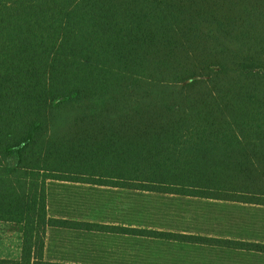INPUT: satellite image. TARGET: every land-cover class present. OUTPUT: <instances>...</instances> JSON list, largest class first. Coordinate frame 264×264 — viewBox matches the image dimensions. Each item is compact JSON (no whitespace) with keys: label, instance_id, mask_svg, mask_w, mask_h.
<instances>
[{"label":"trees","instance_id":"obj_1","mask_svg":"<svg viewBox=\"0 0 264 264\" xmlns=\"http://www.w3.org/2000/svg\"><path fill=\"white\" fill-rule=\"evenodd\" d=\"M210 202L264 207V0H0V264L264 258Z\"/></svg>","mask_w":264,"mask_h":264},{"label":"rangeland","instance_id":"obj_2","mask_svg":"<svg viewBox=\"0 0 264 264\" xmlns=\"http://www.w3.org/2000/svg\"><path fill=\"white\" fill-rule=\"evenodd\" d=\"M14 163V160H12ZM181 202H176L175 205L167 207L162 202V216H171L176 212L181 214L184 211H188L190 219L194 216L196 220L192 223L193 228L203 229L201 231H193L201 235H212L211 231H208L210 222L205 221L208 206L202 205L203 201H196L190 199H178ZM68 201H71L68 199ZM199 202V203H197ZM206 204V203H204ZM212 206V209L216 212L215 215L219 217L218 225L222 229L227 221L234 220L241 224H245L256 233H260L264 236V207H250L239 205L236 203L226 204L225 208L220 207L215 202L208 203ZM150 206V205H149ZM160 207V205H151L153 208ZM170 210V211H169ZM200 216V218H199ZM211 220V219H210ZM181 221H177V225H180ZM169 224V223H168ZM224 225V226H223ZM173 228V227H170ZM238 235L235 232L225 234L226 239L236 240ZM241 238H250L246 235ZM184 246H180L175 250H169L167 246L162 245V264H264V258L260 256H252L248 253H233L222 252L216 254L212 251H204L199 255H192L189 259L182 255L179 250ZM20 256V235L16 231L15 227L10 224L0 222V259L16 261Z\"/></svg>","mask_w":264,"mask_h":264}]
</instances>
